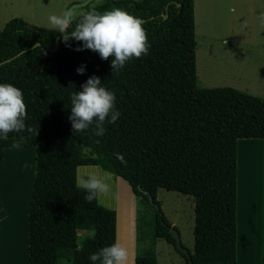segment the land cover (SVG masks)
<instances>
[{"label": "trees", "instance_id": "1", "mask_svg": "<svg viewBox=\"0 0 264 264\" xmlns=\"http://www.w3.org/2000/svg\"><path fill=\"white\" fill-rule=\"evenodd\" d=\"M113 7L141 19L149 45L116 76L111 57L76 51L78 41L66 46L53 27L12 17L0 28V82L21 90L26 109L25 130L0 141V166L6 146L36 149L29 263L89 264L90 252L115 240V211L84 201L75 186L78 166L99 165L126 180L136 196L134 264L157 263V238L176 250L170 222L148 201L150 193L157 203L158 188L193 199L192 264H236V141L264 138V99L198 84L193 0H103L86 11ZM81 63L85 72L77 74ZM93 74L115 93L120 116L102 137L73 136L69 93ZM82 229L88 234L80 236Z\"/></svg>", "mask_w": 264, "mask_h": 264}, {"label": "crops", "instance_id": "2", "mask_svg": "<svg viewBox=\"0 0 264 264\" xmlns=\"http://www.w3.org/2000/svg\"><path fill=\"white\" fill-rule=\"evenodd\" d=\"M225 1L227 2L224 0H193L195 40L198 20L204 21L206 18L210 21L213 17L215 25L210 27L209 37L218 39L226 46H229L231 42L237 46L248 42L243 39L242 35L238 37V24L232 23L237 6L233 5V0ZM224 3H226L225 6ZM258 10L259 8L256 12L258 19L263 22L264 11L258 12ZM217 46L222 48L220 45ZM225 49V51L218 49L215 54L204 49L200 51L195 60L197 81L203 87L229 86L247 93H254L253 90L258 88V85L261 86L262 81L264 82L263 70L253 66L257 56L248 55L241 50ZM255 143L259 146L264 145V138L242 137L236 141V264H264V181L261 180L258 186L255 188L252 186L249 191H246L243 188L239 171L240 149L247 151L248 147ZM35 155L34 146L3 148L0 174L6 168H18L19 202L17 209H11L8 204L0 201V264H30L28 212L35 174ZM27 160L32 162L31 172L25 175ZM79 169L80 172L97 171L98 174L107 171L99 165H80L78 171ZM3 180L0 179L2 184ZM110 183L112 194L98 201L115 211V241L128 249L127 262L134 264L137 199L128 182L122 177L111 173ZM170 224L175 223L172 221ZM176 257L178 264H185L178 253ZM62 261L63 258L59 259L58 264H62Z\"/></svg>", "mask_w": 264, "mask_h": 264}, {"label": "clouds", "instance_id": "3", "mask_svg": "<svg viewBox=\"0 0 264 264\" xmlns=\"http://www.w3.org/2000/svg\"><path fill=\"white\" fill-rule=\"evenodd\" d=\"M48 23L60 33V39L66 46L70 40L78 41L74 48L76 51H95L102 60L111 57V76L118 75L131 58L148 53L149 45L141 19L122 8L113 7L103 12L92 8L79 14L66 11L61 15H50ZM85 69L86 66L81 63L75 71L83 74ZM69 100L67 119L73 136L90 133L94 137H102L106 124H114L120 116L115 105V93L104 87L95 74L88 76L79 90L70 92ZM25 118L21 90L11 83L0 82V141L7 140L9 133L24 131ZM87 151L85 149L84 153ZM110 181L111 173L108 171L99 174L87 171L75 177V186L84 191V201L91 203L112 194ZM147 246L148 241L145 240L139 248L143 251ZM128 257V249L114 240L90 252L87 260L89 264H127Z\"/></svg>", "mask_w": 264, "mask_h": 264}, {"label": "rangeland", "instance_id": "4", "mask_svg": "<svg viewBox=\"0 0 264 264\" xmlns=\"http://www.w3.org/2000/svg\"><path fill=\"white\" fill-rule=\"evenodd\" d=\"M83 0H0V28L3 27L5 22L12 17H21L25 21L31 24H35L43 27H52L48 23V17L52 14L61 15L66 12L68 6L72 3H77ZM103 0H91L86 6L73 9L71 12L74 14L82 13L94 5L101 3ZM232 1V0H231ZM224 2H227L224 0ZM226 3H224V6ZM233 5L237 6V10L234 11L232 23L238 24L237 34L238 37L242 35L245 41L244 44L237 46L234 42H231L229 46H226L216 38L209 37L211 30L210 27L215 25V21L206 19L204 21L198 20L197 32H196V52L195 60L199 56L200 51L203 49L209 53L215 54L216 50L221 49L225 51L227 48L229 51H243L248 55H254L256 57V68L263 70L264 72V21L258 19L257 8L259 11H264V0H233ZM227 12V10H226ZM225 12V14H226ZM240 38V37H239ZM220 45L222 48L218 47ZM237 46V47H236ZM239 47V48H238ZM200 85V82H198ZM254 93H250L264 99V82H261V86L253 90ZM256 93V94H255ZM261 145V144H260ZM262 146V145H261ZM249 149H240L241 169L243 188L247 185L251 188L258 186L261 180L264 181L263 175V157L260 155L257 157V165L252 166L250 173L245 172L246 166L249 169L252 165L249 158H255V153ZM27 166L31 168V160H27ZM28 168V169H29ZM16 168H6L0 179L6 178ZM79 171H81L79 169ZM78 167L76 169V176L78 174ZM18 179V174L13 175L7 179L5 186L0 181V200L2 203L7 204L11 209H17L19 202L18 198V186L13 187L15 181ZM248 180V181H247ZM10 188L6 192L7 188ZM246 190V189H245ZM156 201L159 208L169 222L175 224L171 227L176 228L179 233L182 246L187 248L190 252L193 250V223H194V211H193V199L190 195L181 194L174 191H168L163 188H158L156 192ZM99 202V201H98ZM100 203V202H99ZM101 204V203H100ZM88 234L87 230H79V235L84 236ZM177 250V249H176ZM171 244L166 242L163 238L155 239V254L156 264H178L176 254L178 253ZM179 254V253H178ZM180 256V254H179ZM181 257V256H180ZM182 258V257H181ZM62 264H70L69 260L63 259ZM127 264H129L127 262Z\"/></svg>", "mask_w": 264, "mask_h": 264}, {"label": "bare ground", "instance_id": "5", "mask_svg": "<svg viewBox=\"0 0 264 264\" xmlns=\"http://www.w3.org/2000/svg\"><path fill=\"white\" fill-rule=\"evenodd\" d=\"M250 149H251V151H252V153L254 152L255 153V155H256V157L255 158H253V157H250L249 158V160H250V163L252 164L251 166H250V168L248 169L247 168V166H246V169H245V172H247V173H249V176H250V178H251V175H250V173H251V171H252V166L254 167V161H255V166L257 165V157L258 156H262L263 157V160H264V145H257L256 143L255 144H252V145H250ZM240 162H239V171H240V174H241V177H242V173H243V170L241 169V159L239 160ZM29 166H27V163H26V169H25V175H27V174H29V172H31V168H29ZM85 170V169H84ZM238 170V169H237ZM18 168H16L11 174H9L6 178H4V186H5V184H7V179L8 178H11L13 175H15V174H18ZM85 172V171H84ZM84 172H78V175H81V174H83ZM97 172V171H96ZM1 176H4V173L2 172L1 174H0ZM263 175H264V162H263ZM18 179H19V177H18ZM17 179V180H18ZM114 179V178H113ZM15 181V183H14V185H13V187H16V186H18V181ZM248 181V180H247ZM9 187L7 188V190H6V192H8L9 191ZM246 191H249L250 190V187H249V185H247L246 186ZM244 189V190H245ZM2 201V200H1ZM6 202H7V204H8V200H6ZM4 206V205H3Z\"/></svg>", "mask_w": 264, "mask_h": 264}, {"label": "water", "instance_id": "6", "mask_svg": "<svg viewBox=\"0 0 264 264\" xmlns=\"http://www.w3.org/2000/svg\"><path fill=\"white\" fill-rule=\"evenodd\" d=\"M90 1L91 0H83V1H80V2H77V3H72V4H70L68 6V8L66 9V11H72L75 8H79V7L86 6ZM57 39H58V37H57ZM19 53H21V52H19ZM147 196H148L149 203L152 204L156 209H159V205H158V203H156L153 200V196L150 193H147ZM169 232L172 235V237L174 238V246H175V248L179 252L183 253L186 256V258H187V264H192V260H191V257H190V253L188 252V249L187 248H185L184 246H182L181 241H180V236H179V233L176 230V228L170 227Z\"/></svg>", "mask_w": 264, "mask_h": 264}]
</instances>
